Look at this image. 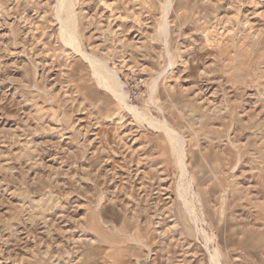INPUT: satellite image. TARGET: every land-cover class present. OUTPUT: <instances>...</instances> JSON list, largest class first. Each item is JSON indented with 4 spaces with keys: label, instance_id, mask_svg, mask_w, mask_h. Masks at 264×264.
<instances>
[{
    "label": "rangeland",
    "instance_id": "1",
    "mask_svg": "<svg viewBox=\"0 0 264 264\" xmlns=\"http://www.w3.org/2000/svg\"><path fill=\"white\" fill-rule=\"evenodd\" d=\"M72 9L0 0V264H264V0Z\"/></svg>",
    "mask_w": 264,
    "mask_h": 264
},
{
    "label": "bare ground",
    "instance_id": "2",
    "mask_svg": "<svg viewBox=\"0 0 264 264\" xmlns=\"http://www.w3.org/2000/svg\"><path fill=\"white\" fill-rule=\"evenodd\" d=\"M62 4V9L66 12L67 18L66 20L63 21L62 27H63V32H64V39L73 46V48L78 52H81V47L78 44V39H77V33L75 31L74 25H73V20H74V12L72 9L73 6V0H61ZM83 57H85L86 60L89 61V64L93 70V73L95 76H98V78H101L103 82L107 85L109 89L112 90L113 94L120 99V101L125 105V107H128V109L134 113V115L138 116L141 115L137 109H135L133 106L128 105L126 102L127 99V94L122 90V85L121 82L118 78V76L110 71L109 68L106 67V65L99 59H94V58H88L84 56V54H81ZM122 91V95L118 94V91ZM127 104H126V103ZM143 116V115H141ZM150 124H153L152 122H149ZM169 124V123H168ZM166 133L169 135L170 140L176 141L177 142V152L179 154H182V145H180V142L177 141V138H174L173 135L171 134L172 131L169 130L166 126H164ZM175 135V134H174ZM176 136V135H175ZM184 149V148H183ZM178 154V155H179ZM181 158V157H180ZM181 163V162H180ZM183 163V162H182ZM184 165V164H181ZM184 171V170H183ZM219 254V253H218ZM217 254V255H218ZM220 256V255H219ZM219 260V259H218ZM213 264H219L216 258L212 259Z\"/></svg>",
    "mask_w": 264,
    "mask_h": 264
}]
</instances>
